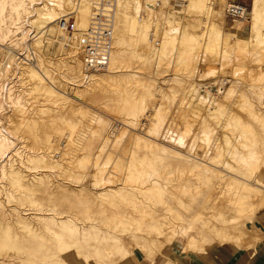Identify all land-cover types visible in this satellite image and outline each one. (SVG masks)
Here are the masks:
<instances>
[{
    "label": "rangeland",
    "instance_id": "374dc122",
    "mask_svg": "<svg viewBox=\"0 0 264 264\" xmlns=\"http://www.w3.org/2000/svg\"><path fill=\"white\" fill-rule=\"evenodd\" d=\"M18 1L0 0V254L27 242L28 259L105 264L75 241L85 226L122 236L128 253L101 248L111 264L172 243L252 247L264 208V0L241 22L223 17L226 0L220 13L214 0H117L108 65L91 72L93 0ZM48 9L74 26L88 18L82 38L41 23ZM33 211L72 227L46 230Z\"/></svg>",
    "mask_w": 264,
    "mask_h": 264
},
{
    "label": "bare ground",
    "instance_id": "6f19581e",
    "mask_svg": "<svg viewBox=\"0 0 264 264\" xmlns=\"http://www.w3.org/2000/svg\"><path fill=\"white\" fill-rule=\"evenodd\" d=\"M52 1V0H51ZM50 1V2H51ZM56 1V0H55ZM117 1V0H116ZM121 1V0H120ZM217 1L216 0H214V1H211L210 2V7L209 8H211V11L214 13V12H219L220 13V10H219V8H217V3H216ZM47 3H49V2H47ZM67 3V2H66ZM17 4H20L21 5V0H19L18 2H17ZM46 4V3H45ZM252 4V3H251ZM23 5V4H22ZM18 6V5H17ZM121 6V2H120V5H119V7ZM14 7V6H13ZM42 7V6H41ZM49 7V6H48ZM53 7V6H52ZM63 7V6H62ZM19 8H21V6L19 7ZM42 8H44V7H42ZM52 9V8H51ZM64 9V8H63ZM251 9H252V16H253V18L255 19V18H257L258 16H260L259 15V13H258V11H257V9H256V7L255 6H253L252 5V7H251ZM18 10V9H17ZM49 10V9H48ZM47 10V13L45 14V18L43 19V21L41 22V23H45L46 25L48 24L49 25V23L50 22H55L56 21V19L58 20L57 21V26H58V29L60 30V27H59V23H60V21L62 20L61 19V17H59V16H57L58 15V13L57 12H54L53 10H51V12H50V10L48 11ZM38 12V11H37ZM42 13H44V11L42 12ZM42 15V14H41ZM64 16H66V15H63L62 17L64 18ZM41 17V16H40ZM59 17V18H58ZM76 17V22H75V24H76V26H74V25H72V30H74V34H75V36L74 37H76V38H79V39H81L82 38V35H83V33L86 31L85 30V28H86V23H87V20H88V18H83V17H81V16H79V15H77V16H75ZM64 20H65V18H64ZM239 22H241L242 20H238ZM261 23V22H260ZM45 25V26H46ZM44 26V27H45ZM50 26H52V25H50ZM212 26V25H211ZM41 27V26H40ZM75 27V28H74ZM53 28H55V27H52V29ZM45 30H46V28H44ZM50 29H51V27H50ZM44 30V31H45ZM71 30V31H72ZM204 30V29H203ZM206 30H207V28H206ZM213 30H214V32L219 36V35H222L223 34V30H221L220 28H218V27H213ZM49 32V31H48ZM47 32V33H48ZM54 32H55V30H54ZM46 33V34H47ZM60 33V32H59ZM73 33V32H72ZM61 34V33H60ZM55 35V34H54ZM47 36V35H46ZM223 36V35H222ZM221 38V37H220ZM66 40L68 39V37H66L65 38ZM79 39H77V40H79ZM70 42V41H69ZM77 42V41H76ZM75 43V42H74ZM91 74H89V75H85L84 76V80L85 79H90L91 78ZM95 79V78H94ZM94 79H92V80H94ZM84 83L86 82L87 83V81H83ZM89 82V81H88ZM220 84H223V81L222 82H220ZM23 113V112H22ZM4 161V160H3ZM39 180V179H38ZM143 180V179H142ZM40 187V186H39ZM20 189V188H19ZM24 191H25V189H24ZM48 191V190H47ZM49 192V191H48ZM100 193H102V192H100ZM24 194V193H23ZM26 194V193H25ZM103 194V193H102ZM28 198L30 197V196H27ZM25 198V197H24ZM31 198V197H30ZM33 198V197H32ZM26 199V198H25ZM32 208H34L33 206H31ZM41 207V206H40ZM37 208V207H36ZM25 211H26V209H24ZM28 210V209H27ZM34 210H39V209H34ZM42 211H43V209H42ZM34 212V211H33ZM50 212H51V210H50ZM54 212V211H53ZM52 212V213H53ZM62 212V211H61ZM113 212V211H112ZM43 213V212H42ZM61 214V213H60ZM29 215H31V214H29ZM51 215V214H50ZM27 217H28V215H26ZM32 216L33 217H31V219L33 218V219H35V220H43V222L44 223H42L43 224V228L44 229H46V230H49V227L50 226H56L57 228L58 227H60V228H67V227H69L70 228V225H71V222L66 218V217H64V216H61V215H59L58 213L57 214H55V215H53L52 217L51 216H49V214H40V211H39V213H32ZM42 216V217H41ZM49 217H50V219H51V221L52 222H50V219H49ZM99 217V216H98ZM136 218V217H135ZM30 219V218H29ZM32 219V220H33ZM48 221V223H45V222H47ZM33 223V222H32ZM82 223V222H81ZM37 224V223H36ZM39 224H40V222H39ZM86 224V223H85ZM114 224V223H113ZM37 226V225H36ZM52 226V227H53ZM75 226V225H74ZM83 226V225H82ZM38 227V229L39 228H41V227H39V226H37ZM71 227H72V225H71ZM81 227V226H80ZM177 227V226H176ZM59 228V229H60ZM77 228V227H76ZM58 229V230H59ZM68 229V228H67ZM105 228H96V227H94V226H91L90 228H88L87 226H85V227H82L81 229H79L77 232H76V234L78 235V238H77V235H76V238H75V241L78 239L79 240V242L81 243L80 245H82L83 247H84V256L85 257H90V256H94V255H98V256H100L99 258H101L104 262H105V264H111L110 263V261L106 258V257H102L101 255H102V250H101V248L103 249L104 247H106V246H109L110 244L111 245H116L117 246V249H119L120 251H122L123 250V252H125V253H128L129 251H128V248L126 247V245L125 244H123V240H122V236H120V235H117V234H114V233H112L110 230H104ZM149 229V228H148ZM56 230V229H55ZM72 231L73 232V229H69L68 231ZM103 230V231H102ZM63 231V230H62ZM62 231H61V233H59V232H52V234H53V240H54V242H56V244L57 245H63V244H65L63 241H64V234L62 233ZM75 232V231H74ZM163 232V231H162ZM48 233H49V231H48ZM67 233V232H66ZM70 233V232H69ZM124 233V232H123ZM123 233H122V235H123ZM159 233H160V230H159ZM51 234V233H50ZM74 234V233H73ZM127 234V233H126ZM129 235L128 236H130L131 238H133L134 239V236H136L132 231L131 232H129L128 233ZM38 235V234H37ZM67 236V235H66ZM70 236H71V234H70ZM73 236V235H72ZM242 236H244V235H242ZM242 236L241 235H239V236H236V235H234V236H230L229 237V235H228V237L226 236V239L227 240H231L230 242H234V243H237V244H240V243H243V242H241L242 240L241 239H243V241L245 240V237H243L242 238ZM127 237V236H126ZM73 237H71V240H73L72 239ZM137 238H138V236H137ZM37 240V239H36ZM66 240V239H65ZM136 240V239H135ZM146 240L147 239H145V238H142V241L144 242V244L146 243ZM22 241H24V240H22ZM38 241V240H37ZM67 241V240H66ZM73 243H74V241H73ZM246 243V242H245ZM79 244V243H78ZM148 244V243H147ZM244 244V243H243ZM242 244V245H243ZM25 245H26V248L27 249H24V250H20V252H19V254H9V255H3V254H0V264H11V263H18V264H50V262L49 261H51V260H46V258L45 257H41V258H39V257H36V258H34V259H28L27 258V255L28 254H31V252H32V250H34V248H37V247H35V246H33V245H31L30 243H25ZM79 245V246H80ZM110 245V246H111ZM241 245V244H240ZM70 246V245H69ZM74 246V245H73ZM149 246V245H148ZM46 247H47V249H49V251H51V250H54V246H50V245H46ZM25 248V247H24ZM38 248H40V246L38 247ZM77 248V247H76ZM113 248V247H112ZM151 248V247H150ZM65 249H68V248H66L65 246H63V248H61V250L63 251V250H65ZM109 249H110V247H109ZM145 249V248H144ZM14 250V249H13ZM147 250H150L149 248H147ZM146 250V251H147ZM75 251V250H74ZM80 251V250H79ZM102 251V252H101ZM52 252V251H51ZM54 253V252H53ZM58 253V252H57ZM81 253V252H80ZM113 253H114V251H113ZM112 253V254H113ZM146 253V252H145ZM145 253H143V254H145ZM56 254V253H55ZM104 254V253H103ZM107 254V253H106ZM148 254V253H147ZM57 255V254H56ZM56 255H55V257H56ZM80 255V254H79ZM146 255V254H145ZM58 256V255H57ZM60 256V255H59ZM111 256V255H110ZM149 256V255H148ZM33 257V256H32ZM49 257V256H48ZM80 257H82V256H80ZM60 258V261H62V262H64L63 264H67V262L65 261L67 258H69V254H67L66 256H62V257H59ZM59 258H58V260H59ZM83 258V257H82ZM87 258H86V260H87ZM99 258H97V260H98V262H99ZM56 260V259H55ZM114 260V259H113ZM95 261V260H94ZM115 261V260H114ZM96 262V261H95ZM103 262V263H104ZM111 262H113V261H111ZM116 262V261H115ZM56 264H58V263H56ZM59 264H61L60 262H59ZM98 264V263H97ZM99 264H101V262H99ZM112 264H115L114 262L112 263Z\"/></svg>",
    "mask_w": 264,
    "mask_h": 264
},
{
    "label": "crops",
    "instance_id": "0c3cea01",
    "mask_svg": "<svg viewBox=\"0 0 264 264\" xmlns=\"http://www.w3.org/2000/svg\"><path fill=\"white\" fill-rule=\"evenodd\" d=\"M242 1L249 3V0ZM257 215L263 218L252 221L251 230L260 235L252 247L212 243L202 251H193L184 250L180 244L172 243L167 250L158 253L151 260L135 254L121 264H264V208Z\"/></svg>",
    "mask_w": 264,
    "mask_h": 264
},
{
    "label": "built area",
    "instance_id": "2783aa9c",
    "mask_svg": "<svg viewBox=\"0 0 264 264\" xmlns=\"http://www.w3.org/2000/svg\"><path fill=\"white\" fill-rule=\"evenodd\" d=\"M183 2L184 0H171ZM250 2L242 0H226L223 6V17L231 20H248ZM116 0H93V9L83 47L84 68L86 72L105 69L112 50L113 13ZM60 29L68 30L71 25L62 19ZM25 56H23L24 58Z\"/></svg>",
    "mask_w": 264,
    "mask_h": 264
}]
</instances>
